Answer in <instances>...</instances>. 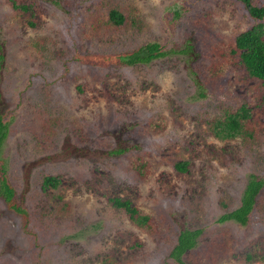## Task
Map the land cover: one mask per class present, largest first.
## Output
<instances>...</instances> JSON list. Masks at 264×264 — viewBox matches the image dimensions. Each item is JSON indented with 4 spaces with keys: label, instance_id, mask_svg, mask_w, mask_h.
Listing matches in <instances>:
<instances>
[{
    "label": "rangeland",
    "instance_id": "obj_1",
    "mask_svg": "<svg viewBox=\"0 0 264 264\" xmlns=\"http://www.w3.org/2000/svg\"><path fill=\"white\" fill-rule=\"evenodd\" d=\"M255 22L240 0H0V156L24 210L0 196V264H174L192 227L182 264H264V183L245 224L216 220L264 179V87L233 45ZM145 42L165 54L118 60ZM241 108L239 132L216 136Z\"/></svg>",
    "mask_w": 264,
    "mask_h": 264
},
{
    "label": "trees",
    "instance_id": "obj_2",
    "mask_svg": "<svg viewBox=\"0 0 264 264\" xmlns=\"http://www.w3.org/2000/svg\"><path fill=\"white\" fill-rule=\"evenodd\" d=\"M240 1L248 15L256 22L235 34L233 38L234 51H237L239 61L247 73L258 78L264 87V4L255 5L249 0ZM11 5L13 8L19 7L25 9L27 7L24 4H16L14 1H11ZM107 19L113 24H120L122 22V15L118 10L111 8L108 10ZM161 48L162 45L157 42H145L128 52L119 54L117 57L120 62L125 64L145 63L164 55L165 51ZM244 116L245 111L243 108H241L240 112L229 113L219 122L220 125L215 127L213 133L218 137H233L239 132L241 127L240 120ZM6 134L7 122L0 115V147ZM113 152H118V150H114ZM174 166L182 170L184 163L176 162ZM4 168L5 165L0 156V196L9 208L16 212L24 213V210L13 199L14 189L6 180ZM57 183L58 180L54 175H44L41 178L42 187H55ZM263 183L264 179L261 176L250 173L242 188L238 204L234 208L222 212L216 220L220 222L233 220L238 224H245L254 204L255 195ZM112 204L123 209L128 218L136 225L146 224L148 216L146 214H139L136 207L130 204L129 200H121L114 197ZM200 232L201 228L199 227L182 228L177 232L175 242L168 252V257L174 264H182L181 256L195 245Z\"/></svg>",
    "mask_w": 264,
    "mask_h": 264
}]
</instances>
